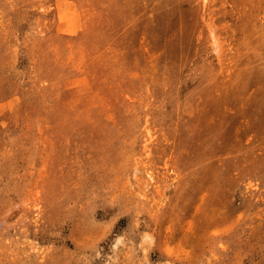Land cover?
<instances>
[{
	"label": "rangeland",
	"instance_id": "374dc122",
	"mask_svg": "<svg viewBox=\"0 0 264 264\" xmlns=\"http://www.w3.org/2000/svg\"><path fill=\"white\" fill-rule=\"evenodd\" d=\"M0 264H264V0H0Z\"/></svg>",
	"mask_w": 264,
	"mask_h": 264
}]
</instances>
